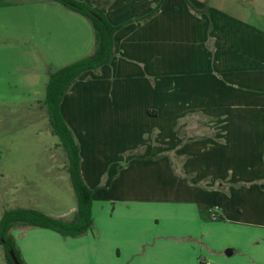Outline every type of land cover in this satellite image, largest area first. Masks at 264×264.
<instances>
[{
    "label": "crops",
    "instance_id": "1",
    "mask_svg": "<svg viewBox=\"0 0 264 264\" xmlns=\"http://www.w3.org/2000/svg\"><path fill=\"white\" fill-rule=\"evenodd\" d=\"M100 1L111 24H127L111 63L61 102L94 227H14L25 263L264 264V0H163L143 21L161 0ZM0 17V87L23 77L40 89L48 68L95 50L90 20L60 3L0 0ZM123 124L128 153L115 147L129 140Z\"/></svg>",
    "mask_w": 264,
    "mask_h": 264
},
{
    "label": "rangeland",
    "instance_id": "2",
    "mask_svg": "<svg viewBox=\"0 0 264 264\" xmlns=\"http://www.w3.org/2000/svg\"><path fill=\"white\" fill-rule=\"evenodd\" d=\"M9 20V17H0V39L4 37L3 30L8 27ZM22 78L17 87H0V218L5 210L25 205L69 219L76 210V196L66 172L65 152L59 138L51 132L47 109L41 102L45 99L46 87L41 85L38 89L35 86L37 98L41 99L36 103L29 98L30 95L36 97L35 89ZM116 126L106 124L94 134H111ZM121 128V133L130 137L115 147L128 153L125 144H132L135 136L129 126L123 124ZM203 131H209L205 125ZM200 158L209 165V155ZM4 257L0 244V264L5 263Z\"/></svg>",
    "mask_w": 264,
    "mask_h": 264
},
{
    "label": "trees",
    "instance_id": "3",
    "mask_svg": "<svg viewBox=\"0 0 264 264\" xmlns=\"http://www.w3.org/2000/svg\"><path fill=\"white\" fill-rule=\"evenodd\" d=\"M88 18L94 29L95 50L88 56L57 69L48 68L46 94L43 103L46 106L49 125L53 135L59 138L66 159V172L76 196V210L69 219L54 217L34 208L17 207L7 209L0 218V244L4 249L7 264H15L11 258L13 250L19 264H26L16 245L11 230L16 226L40 227L53 230L63 237H80L94 227L92 216L93 189L85 182L81 172L80 146L74 133L64 119L61 102L65 94L78 78L86 71H96L109 65L114 57V35L124 25H113L107 18V2L92 0H48ZM163 0L146 16L147 20L157 13ZM129 22V21H128ZM131 22V21H130Z\"/></svg>",
    "mask_w": 264,
    "mask_h": 264
},
{
    "label": "water",
    "instance_id": "4",
    "mask_svg": "<svg viewBox=\"0 0 264 264\" xmlns=\"http://www.w3.org/2000/svg\"><path fill=\"white\" fill-rule=\"evenodd\" d=\"M10 255L15 264H19L18 259L13 250H10Z\"/></svg>",
    "mask_w": 264,
    "mask_h": 264
},
{
    "label": "built area",
    "instance_id": "5",
    "mask_svg": "<svg viewBox=\"0 0 264 264\" xmlns=\"http://www.w3.org/2000/svg\"><path fill=\"white\" fill-rule=\"evenodd\" d=\"M215 216H216L215 214H212V217H213V218H215Z\"/></svg>",
    "mask_w": 264,
    "mask_h": 264
}]
</instances>
